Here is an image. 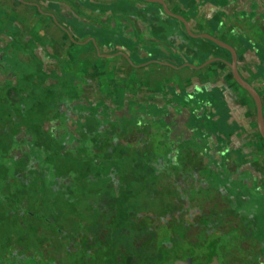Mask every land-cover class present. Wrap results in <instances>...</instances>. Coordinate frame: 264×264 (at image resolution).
Wrapping results in <instances>:
<instances>
[{"label": "flooded vegetation", "instance_id": "flooded-vegetation-1", "mask_svg": "<svg viewBox=\"0 0 264 264\" xmlns=\"http://www.w3.org/2000/svg\"><path fill=\"white\" fill-rule=\"evenodd\" d=\"M86 63L72 80L84 88L34 98L37 120L24 105L2 114L0 264H264V178L202 133L200 111L140 84L169 63ZM115 69L133 81L111 86ZM221 115L208 108L204 122Z\"/></svg>", "mask_w": 264, "mask_h": 264}, {"label": "crops", "instance_id": "crops-1", "mask_svg": "<svg viewBox=\"0 0 264 264\" xmlns=\"http://www.w3.org/2000/svg\"><path fill=\"white\" fill-rule=\"evenodd\" d=\"M161 1L166 8L148 0H0V126L10 108L16 114L22 105L25 111L32 108L30 119L35 121L39 111L34 98L68 96L84 88L72 80L84 78L89 59L124 66L126 56L161 57L169 64L152 66L142 81L138 77L139 83L162 91L171 105L200 111L202 133L208 126L218 148L226 140L264 178V139L255 103L227 63L231 52L201 36L209 34L235 48L238 70L258 90L264 113V0ZM123 37L147 41L148 52L140 55L130 44L121 45ZM101 73L108 77V71ZM114 74L118 82L111 80V86L125 80L122 71ZM129 77L134 75L126 76L133 81ZM9 96L16 99L7 101ZM213 106L222 115L207 124V109Z\"/></svg>", "mask_w": 264, "mask_h": 264}, {"label": "water", "instance_id": "water-1", "mask_svg": "<svg viewBox=\"0 0 264 264\" xmlns=\"http://www.w3.org/2000/svg\"><path fill=\"white\" fill-rule=\"evenodd\" d=\"M161 1V0H160ZM163 4L164 2L161 1ZM165 6V4H164ZM166 8V7H165ZM177 17H179L180 19L183 20V22L185 23V26L187 27L188 31H189V26L187 24V21L181 17L180 15H176ZM202 37H206L211 39L212 41H214L216 44L223 46L227 49L230 50V52L232 53V60L231 61H227L228 65L231 67L234 77L237 80V82L244 87L246 90L249 91V93L253 96L256 105H257V110H258V125H259V129L260 132L262 134V136L264 137V113H263V103H262V99L261 96L259 94V92L257 91V89L246 79H244L242 77V75L240 74L238 67H237V52L235 50V48L227 43H225L224 41H221L209 34H202Z\"/></svg>", "mask_w": 264, "mask_h": 264}, {"label": "rangeland", "instance_id": "rangeland-1", "mask_svg": "<svg viewBox=\"0 0 264 264\" xmlns=\"http://www.w3.org/2000/svg\"><path fill=\"white\" fill-rule=\"evenodd\" d=\"M210 59V58H209ZM244 90V89H243ZM67 164H70V162H67ZM70 166H72V163L70 164ZM0 197H1V195H0ZM43 201V202H42ZM42 201L41 202H39L38 204H41L42 205V210L43 211H46L48 208L46 207V204H44V199H42ZM44 205V206H43ZM48 205V204H47ZM50 205H48V207H49ZM36 209L37 210H40L41 208L40 207H36ZM35 221H37V222H39V220H35ZM39 224V223H38ZM20 231H22V228L20 229ZM24 231V230H23ZM25 242H26V244H28V245H32V244H34V245H36V248L39 246V244L37 243V242H34V241H32V240H29V239H27V240H25Z\"/></svg>", "mask_w": 264, "mask_h": 264}, {"label": "trees", "instance_id": "trees-1", "mask_svg": "<svg viewBox=\"0 0 264 264\" xmlns=\"http://www.w3.org/2000/svg\"><path fill=\"white\" fill-rule=\"evenodd\" d=\"M213 108H215V106H213Z\"/></svg>", "mask_w": 264, "mask_h": 264}]
</instances>
